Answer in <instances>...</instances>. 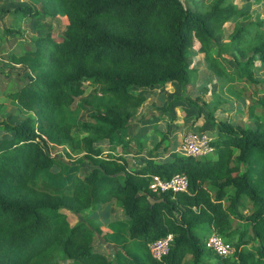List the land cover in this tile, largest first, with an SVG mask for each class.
<instances>
[{
  "label": "trees",
  "instance_id": "1",
  "mask_svg": "<svg viewBox=\"0 0 264 264\" xmlns=\"http://www.w3.org/2000/svg\"><path fill=\"white\" fill-rule=\"evenodd\" d=\"M30 1L40 10L25 6L14 12L56 17L66 28L7 56L28 69L11 93L27 115L17 124L1 123L8 134L0 137V264H61L60 253L66 264H182L187 255L192 264H264V123L252 129L211 120V156L170 151L167 159L151 156L134 169L125 158L141 152L129 141V120L146 96L133 86L187 85L191 48L198 46L219 78L233 80L243 73L250 78L211 55L215 32L236 10L220 0L203 10L181 0ZM243 43L236 33L226 46L244 56ZM253 49L264 61V43ZM87 84L99 87L101 105L76 102ZM85 109L93 112L90 122L80 119ZM248 109L251 116L258 115L256 110L263 115L264 94ZM77 127L87 135L77 137ZM65 144L84 151L92 164L87 172L70 154V160L52 154L51 147ZM176 172L187 176V192L150 190L153 175L168 178ZM149 197L159 201L151 204ZM112 199L127 218L107 229L90 219L70 225L62 212L79 213ZM209 229L237 237L229 242L236 249L233 256L206 249ZM96 234L117 247L113 260L94 250ZM167 234H173L170 251L160 260L152 258L148 243ZM252 242L255 247H248Z\"/></svg>",
  "mask_w": 264,
  "mask_h": 264
},
{
  "label": "rangeland",
  "instance_id": "2",
  "mask_svg": "<svg viewBox=\"0 0 264 264\" xmlns=\"http://www.w3.org/2000/svg\"><path fill=\"white\" fill-rule=\"evenodd\" d=\"M186 7L192 9L197 8L200 4V9H208L210 3L215 0H181ZM224 7L230 6L238 13L226 21L222 27L217 30L213 36L211 44V55L219 56L222 64L229 71L243 70L250 73V78L246 74L237 76L233 80H229L227 76L224 79L214 75L208 68L203 53L195 46L189 50L188 59L193 70L190 72L189 83L185 86H180L177 82L167 83L161 87L147 88H132L133 91L139 92L146 96L145 102L139 107L138 111L130 118L129 123L134 130L133 149L134 151H144L145 156L135 155L131 160L132 166L140 164L139 161L146 160V156L152 154L156 144L161 143V147L170 148L175 145L176 141L182 144L183 135L193 128L207 133L211 138L215 136L211 120H227L233 125L242 126L244 128L255 129L264 123V114L256 110L258 115H250L248 106L256 104V100L264 94V61L255 54L254 47L264 43V0H220ZM203 5V6H202ZM2 17V16H0ZM4 23L9 24L10 17L5 18ZM1 24V21H0ZM30 27L26 29L25 35L30 39V43L35 38L44 36L48 32L64 34L65 25L56 17L40 16L34 18V21L29 23ZM5 33H9V28L5 27ZM21 31V30H20ZM240 34L243 38V46H247L248 50L245 55H241L235 49L226 46L232 38ZM27 37L23 32L15 35H9L7 42L9 43L10 52L22 53L24 47L28 44ZM2 41V39H1ZM4 44L5 42L2 41ZM29 43V44H30ZM6 46L0 44V52L6 54ZM253 58V61L250 60ZM2 68H8L6 65H1ZM12 79L6 80L4 76H0L2 80L0 84V135H6L1 123L8 122L10 124L20 123L27 113L22 110L11 98L12 92L19 87L21 80L26 78L27 70L23 66L16 67V71H12ZM239 93V95H238ZM177 98L176 100H174ZM85 100L90 104H102L100 89L98 86L88 85L84 95L76 98ZM174 100V101H173ZM173 101V103H171ZM93 112L85 109L80 114V119L83 122H90ZM162 128L164 131H161ZM74 134L77 137L87 135L85 129L77 127L74 129ZM131 135V133H130ZM174 135V136H173ZM162 140V141H161ZM105 142V139L101 140ZM52 154L66 159V153L70 154L72 160H81L83 172H87L92 164L90 159L84 155V151L80 148H72L65 144L50 148ZM178 153L181 152L180 147ZM143 153V152H142ZM237 150H235V154ZM149 158V157H148ZM136 159V160H135ZM138 159V160H137ZM131 166V167H132ZM227 204V203H225ZM109 210V207H107ZM106 210L96 216L106 215ZM117 210V207H116ZM115 210V215H117ZM248 211V207L244 212ZM94 212V211H93ZM70 225L81 220H89L92 213L82 212L75 214H67ZM93 219V218H91ZM236 227L241 226L242 222L233 220ZM211 231V230H210ZM208 231V232H210ZM228 242H234L237 237L232 239L228 236H223ZM95 244L102 246L105 251L110 247L101 240H96ZM250 248L255 247V242L248 245ZM110 249V248H109ZM213 257V256H212ZM61 264H66L67 259L63 254H59L57 259ZM214 261V258H212ZM185 264H191V261L186 260Z\"/></svg>",
  "mask_w": 264,
  "mask_h": 264
},
{
  "label": "crops",
  "instance_id": "3",
  "mask_svg": "<svg viewBox=\"0 0 264 264\" xmlns=\"http://www.w3.org/2000/svg\"><path fill=\"white\" fill-rule=\"evenodd\" d=\"M25 6H32L34 9L40 10V6L38 4L31 3L30 0H0V16H2V17H0V21H1V24H0V44L2 46H6V48H7L6 52H4L6 54H3V53L0 52V76L3 75L6 80L12 79V77L14 76L12 71H16V67H19V66H23L27 70V74H28V69H27V67L25 65L15 64V63H13V62H11V61H9L7 59V56L9 54H11V53L18 54V53L10 52L11 49L9 48V43L6 41L8 39L7 37L9 35H15V34L20 33V32H23L24 36L27 37L25 35V33H26L25 31H26V29L28 27H30L29 23L30 22L32 23L34 21V18H32V17H21V16H19V14L14 12V10L17 9L18 7H25ZM6 17H10L9 24H7V25L4 23V21H6L5 20ZM47 17H50V16H47ZM36 18H38V17H36ZM5 27L9 28V30H10L9 33H5L4 32L3 29ZM1 39H2V41L5 42V44L1 41ZM25 43H28V44L24 47L23 51L25 49L29 48V47L30 48L32 47L31 43H30V39L28 37H27V41H25ZM1 65H6L8 68H6V69L2 68ZM27 74H26V76H27ZM14 77H16V76H14ZM1 79H0V84L2 82ZM173 82H175V81H171V82H168V83H173ZM134 87H137V86H134ZM138 88H141V87H138ZM145 88H147V87H145ZM141 89H143V88H141ZM160 129H161V131H164L162 128H160ZM4 132H5V130H4ZM130 133H131V135H130ZM134 133H136L135 130H134ZM134 133L132 132V127H130V123H129V141H130L131 144H133V142L135 140L133 138ZM1 136H4V135L1 134L0 137ZM180 146H181L180 143L178 141H176L175 145H172L170 148H166L165 147L166 148L165 150L163 149V147H159L158 149H155L152 154H156V157L154 155H151V156L154 157L157 161H163L164 159L168 158V156H169L168 154H169L170 151H176V152L179 151V147ZM144 151H141L137 155L140 156V155L143 154L142 156H145L146 153H144ZM151 156H146V158L151 157ZM126 157L129 158V157H132V155H130V154L125 155V158ZM129 159L134 160L133 157L129 158ZM144 161L145 160H143V162L139 161L140 164H138L136 166H132L133 163L131 164V162H129V169H132V168L134 169V168H138V167L142 166L144 164ZM107 207H109V210L107 209ZM116 207H117V210H116ZM106 209H107V211H106L107 214L106 215L104 214L103 216L99 217V216H96L94 214V213L99 214L101 211L106 210ZM87 210L92 213L91 218H93V219L90 218V220H93L94 224L103 226L104 229H107L108 224L110 222H113V221H116V220H125L127 218V216L124 214V210L117 204L115 199H112L111 201L106 202V203H97L95 206L90 207L88 209H85L82 212H85V211L87 212ZM115 210H116V213H117L116 216H114L115 215ZM62 212L65 213L66 215L72 213V211L67 210L65 208L62 210ZM82 212H79V213L82 214ZM75 214H78V213L75 212ZM67 218L69 220L68 215H67ZM80 221H85V220H81L80 219ZM210 230L211 229H209V231ZM96 240H101L106 245H109L110 249L108 248L107 249L108 251H105L102 248V246H99V245L95 244ZM92 245H93L94 250H96L97 252L107 256L111 260L114 259L117 247L113 243L107 242L99 234H96L94 236ZM186 260H188V261L190 260L191 264H192L193 260H192V257L190 255L185 256V258L182 261V264H185Z\"/></svg>",
  "mask_w": 264,
  "mask_h": 264
},
{
  "label": "built area",
  "instance_id": "4",
  "mask_svg": "<svg viewBox=\"0 0 264 264\" xmlns=\"http://www.w3.org/2000/svg\"><path fill=\"white\" fill-rule=\"evenodd\" d=\"M180 150V153L186 156L202 158L211 156L215 152V146L212 143L211 136L193 128L183 135ZM188 186V178L181 172L173 173L168 178L155 174L149 184L150 190L156 194L187 192ZM172 241L173 234H167L164 237L150 241L147 247L151 257L156 260L162 259L170 251ZM205 247L220 257L233 256L236 251L235 247L214 229H211L205 238Z\"/></svg>",
  "mask_w": 264,
  "mask_h": 264
},
{
  "label": "water",
  "instance_id": "5",
  "mask_svg": "<svg viewBox=\"0 0 264 264\" xmlns=\"http://www.w3.org/2000/svg\"><path fill=\"white\" fill-rule=\"evenodd\" d=\"M148 200L150 201L151 204H153L156 201H159L157 199H154L153 197H149Z\"/></svg>",
  "mask_w": 264,
  "mask_h": 264
}]
</instances>
